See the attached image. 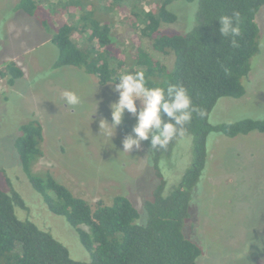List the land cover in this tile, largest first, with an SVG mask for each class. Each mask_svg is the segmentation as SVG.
Wrapping results in <instances>:
<instances>
[{
  "label": "rangeland",
  "instance_id": "1",
  "mask_svg": "<svg viewBox=\"0 0 264 264\" xmlns=\"http://www.w3.org/2000/svg\"><path fill=\"white\" fill-rule=\"evenodd\" d=\"M20 1L0 0V70L13 61L23 71V77L13 86L0 78V187L6 190L10 185L23 198L27 210L16 209L20 219H28L51 233L73 259L88 262L90 253L80 245L75 231L64 217L48 210L23 172L14 147L20 127L31 120L43 127V156L33 165V172L50 173L92 208L99 201L110 205L118 195L127 196L142 208L143 193L158 174L149 154L151 137L141 143L139 150L122 152V141L129 135L134 137L136 116L125 111L115 130L99 127L101 119L111 123L110 105L118 100L115 85L100 86L96 76L79 67H55L59 49L51 37L61 23L74 22L80 7L67 5L66 0H37L35 14L30 16L17 10ZM155 1L139 2L138 8L148 11ZM81 2L93 4L99 16L109 20L120 46L132 45L137 33L130 15L134 0H126L110 11L103 10L107 0ZM197 7V1H175L169 10L177 14L178 21L164 25L162 31L186 33L189 24L195 25ZM257 23L260 53L252 59L250 74L243 79L246 94L238 99H220L209 116L211 124L264 119V7L257 14ZM142 41L156 58L172 67L173 53L161 54L148 39ZM66 90L81 98L75 109L62 99ZM136 103L139 111L140 101ZM190 138V142L184 139L178 143L170 160L160 162L161 168H168L166 172L160 170L168 180L187 166L184 174L190 166ZM207 144V165L191 206L195 227L190 236L204 250L198 264H264V133L235 138L211 133ZM158 183L157 178L155 187ZM21 213L28 217L22 218Z\"/></svg>",
  "mask_w": 264,
  "mask_h": 264
},
{
  "label": "trees",
  "instance_id": "2",
  "mask_svg": "<svg viewBox=\"0 0 264 264\" xmlns=\"http://www.w3.org/2000/svg\"><path fill=\"white\" fill-rule=\"evenodd\" d=\"M66 1L67 5L80 7L81 13L78 19L74 17V22L61 23L51 37L50 41L59 49L56 68L79 67L96 76L100 86L117 82L122 73L143 71L148 87L183 86L197 111L185 125L183 137H175L165 148L151 149L149 144L159 183L155 187L157 178L153 179V185L143 193L141 209L124 195L114 197L110 205L99 201L92 208L50 173L35 174L33 165L43 156V127L37 120L23 124L14 141L22 170L48 210L64 217L75 231L80 245L90 253V261L73 259L51 233L28 219H20L16 209L25 211L27 206L9 185L6 190L0 187V264H198L204 250L190 236L195 227L191 206L208 161V136L217 133L235 138L252 132L264 133V119L209 122L220 99H238L246 94L243 79L250 74L252 59L260 53L257 14L264 7V0H156L148 11L138 8V3L144 0H134L130 15L137 33L129 47L118 44L113 36L114 26L99 16L93 4ZM125 1L107 0L103 10H113ZM175 1L198 2L191 33L162 31L164 25L178 21L177 14L169 10ZM16 8L33 16L37 0H21ZM234 11L240 14L241 29L235 38L238 43L235 48L231 45L232 37H221L217 21ZM144 38L155 51L164 55L173 53L172 67L144 47ZM22 77V69L13 61L0 70V78L6 79L10 86ZM161 118L169 121L163 112ZM190 137L193 138L190 166L182 174L190 162L189 152L181 179L178 174L168 180L160 172L168 168H161L160 162L170 160L178 143L184 139L190 142ZM22 213V218L28 217Z\"/></svg>",
  "mask_w": 264,
  "mask_h": 264
},
{
  "label": "clouds",
  "instance_id": "3",
  "mask_svg": "<svg viewBox=\"0 0 264 264\" xmlns=\"http://www.w3.org/2000/svg\"><path fill=\"white\" fill-rule=\"evenodd\" d=\"M240 14L233 12L231 16H220L219 33L221 37H232V47H238L235 39L240 35ZM194 24H189L186 31L191 33ZM114 84V92L118 100L110 105L111 123L101 119L100 130L105 127L116 129L123 120L125 111L137 118L133 129L134 137L129 135L122 141V152L130 153L139 150L143 141L151 137V149L165 148L175 137L185 135L187 125L197 109L193 106L191 96L183 86L148 87L143 71L122 73ZM62 99L66 106L75 109L81 104V98L73 91H64ZM140 101V109L137 108ZM97 103V102H96ZM161 112L169 118L165 122Z\"/></svg>",
  "mask_w": 264,
  "mask_h": 264
}]
</instances>
